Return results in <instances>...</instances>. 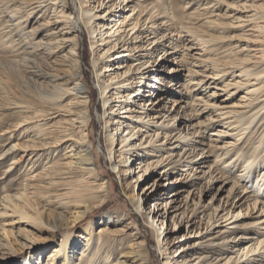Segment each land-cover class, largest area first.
<instances>
[{"label": "bare ground", "instance_id": "bare-ground-1", "mask_svg": "<svg viewBox=\"0 0 264 264\" xmlns=\"http://www.w3.org/2000/svg\"><path fill=\"white\" fill-rule=\"evenodd\" d=\"M73 2L75 13L67 0H0V127L15 115L5 129L29 137L0 150V160L10 155L9 168L26 162L21 187L0 199V217L10 211L50 241L61 232L44 264H151L139 231L127 232L135 228L127 212L102 213L96 228L91 219L71 236L110 191L76 50L84 25L106 154L135 210L159 231L161 264H264V0ZM160 58L171 63L167 72L181 66L175 89L151 75ZM138 95L149 98L131 99ZM169 101L176 107L168 109ZM156 171L164 183L140 184ZM166 182L176 188L161 197ZM202 187L215 189L205 204ZM184 219L196 237L173 248L185 233L165 232L166 220L176 227ZM27 236L19 242L30 253Z\"/></svg>", "mask_w": 264, "mask_h": 264}, {"label": "rangeland", "instance_id": "rangeland-1", "mask_svg": "<svg viewBox=\"0 0 264 264\" xmlns=\"http://www.w3.org/2000/svg\"><path fill=\"white\" fill-rule=\"evenodd\" d=\"M77 1V0H76ZM68 6L70 8V11L76 12L77 7L73 0H67ZM101 12V11H97ZM217 12V11H216ZM114 14H118V12H114ZM98 21V20H96ZM246 29V28H245ZM238 29L232 28L231 30H228V32H232V34L237 33ZM176 32V31H175ZM175 37V35H173ZM77 39H78V45L76 47V50L78 52V57L81 64V69L83 73V77L87 86L88 91L90 92V114H91V132H92V140L94 141V151L99 156V165L100 169L102 171L101 177L105 178L106 181H108L109 186V195L107 197V200L104 204L101 206L93 208L87 216L82 218L81 220L77 221L75 225H73L71 230V236H76L78 233L83 231V226L87 225L88 222L91 219H94L95 224L94 228L97 227V218H99L102 213H122L124 214L127 212L130 214L129 221H132L135 228L128 230L127 232H133V231H139L138 235H141L140 238L143 239L146 243V246L150 252V263L151 264H161L162 258L159 256L157 252V234H159V231H155V224L151 226L148 222L145 221V219L139 214V211L135 210V207L132 205V203L127 198V195L122 188L118 175L116 171H114L111 168V162L108 157V153L106 154V148H105V122H104V104L101 98L100 90L98 87L97 79L95 70L93 68L91 57H92V50H91V40H90V34L86 27L83 25L77 32ZM227 39V40H226ZM224 40V43L227 44L232 41L236 40H229L226 38ZM233 39V38H231ZM239 43H243V41H240ZM167 48V47H166ZM199 50H193L192 53H196ZM180 52V51H179ZM185 52V51H184ZM178 53L174 54L177 55ZM196 55V54H195ZM170 58V57H169ZM161 66V67H160ZM172 66L170 62H166L165 60L162 61V58L158 59L156 62V65L153 66V69L151 71V75H159L162 78V81H170L172 83L170 86H165L166 84H157V86L161 87H167L171 89H175L177 84H174L178 81L177 75L175 74H181L183 71H181L180 67L178 66V70L173 72H167V69ZM160 67V68H159ZM157 68L162 70H157ZM183 69V67H182ZM148 82H153L152 79H148ZM168 83V82H167ZM147 88V87H146ZM150 89L149 87L147 88ZM150 90H155L156 92L160 91V89L152 88ZM175 95V94H174ZM172 96V95H171ZM155 97V96H154ZM152 97V99H154ZM224 97V92L218 96V98ZM149 97L138 95L134 98H131L132 100L140 101L141 99H147ZM176 98V97H171ZM135 103V102H134ZM169 107L168 109L175 108L176 106L173 105L172 101H169L166 103ZM133 106H136L135 104H132ZM151 107V106H149ZM172 107V108H171ZM149 109V108H148ZM7 113V111L5 112ZM5 115V114H4ZM7 116V117H6ZM5 123H3L0 127V150L7 145L9 142H17L25 140L26 138H29L28 136H24V138H19L18 133L19 129L21 131V128H16L13 130L8 129L6 130L5 127L11 123V119L14 118L15 115H8L6 114ZM10 116V117H9ZM13 116V117H12ZM187 119V118H186ZM178 120V119H177ZM10 131L14 133L10 138L7 139L10 135ZM22 134V133H21ZM29 135H31L29 133ZM15 137V138H14ZM17 137L19 139H17ZM7 139V140H6ZM7 146H5L6 148ZM102 148V149H101ZM61 150H57L56 153H58ZM55 153V152H54ZM54 153H52V157L54 156ZM60 154V153H59ZM5 156V155H4ZM10 155L6 156L5 158L0 160V199L4 194H10L14 193L17 189H19L21 186V182L23 181L22 175L26 173V171L23 172V165L26 162L21 163L20 165L16 166V168H9V159ZM158 177V179L161 178V175H159V171L152 172L148 174L147 178H144L142 180L141 185H145L147 183H150L152 179ZM174 176H170V181L173 180ZM159 182V181H157ZM162 183H164V177L161 178ZM217 185V184H216ZM139 186V185H138ZM204 186V185H203ZM229 184L226 185L228 187ZM172 188H176L175 185L171 184L170 182H166L164 186L159 185L158 191L161 193V197H166L167 193ZM203 189V187H202ZM202 196L201 200L202 203L205 204L211 195L214 193L215 189H207V190H201ZM176 197V196H173ZM181 198V197H179ZM143 209L145 210V207H147V202L144 203L143 201L140 202ZM8 213L6 215H3L0 217V225L3 226L6 229H10L12 233H14V236L16 237H9L10 239H5L6 237L3 235V232L0 231V264H44V261L47 258V252L54 246L57 241L60 239V233L59 231L54 232V240L50 241V239L47 238H41L34 236L35 234H39V230L35 229L30 226L29 224H26L27 222H21V220H18V216L15 214ZM97 219V220H95ZM168 225H166L165 232L169 230H175V235L180 239L182 234L185 233V236H183V240H175L179 242H175V246L173 248L179 247L183 244H186L187 242H192L195 239V235L190 232L189 225L186 224L185 219L182 220V222L174 227L171 223L169 224V220H166ZM187 225V228H186ZM165 226V225H164ZM168 227V228H167ZM263 230V229H262ZM63 231V230H62ZM189 231V232H186ZM18 234V236H17ZM196 234V233H195ZM31 238L32 240L26 241V243H31L34 245V249L30 251L29 249L24 248V246L19 242L22 241L25 238H22L23 236H26ZM164 234H162L163 236ZM171 236V233H169ZM13 236V235H12ZM18 238V240H15ZM8 240V244L6 243ZM79 241V240H78ZM76 252H73V250L69 252L72 263H78V253L77 249L74 248ZM115 257H117L119 254L117 250L115 251Z\"/></svg>", "mask_w": 264, "mask_h": 264}]
</instances>
